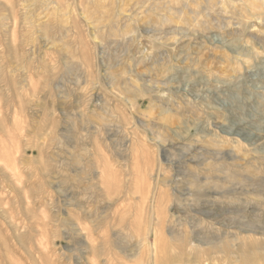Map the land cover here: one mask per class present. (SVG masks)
Masks as SVG:
<instances>
[{
	"label": "rangeland",
	"instance_id": "rangeland-1",
	"mask_svg": "<svg viewBox=\"0 0 264 264\" xmlns=\"http://www.w3.org/2000/svg\"><path fill=\"white\" fill-rule=\"evenodd\" d=\"M0 264H264V0H0Z\"/></svg>",
	"mask_w": 264,
	"mask_h": 264
},
{
	"label": "bare ground",
	"instance_id": "bare-ground-1",
	"mask_svg": "<svg viewBox=\"0 0 264 264\" xmlns=\"http://www.w3.org/2000/svg\"><path fill=\"white\" fill-rule=\"evenodd\" d=\"M95 13V12H94ZM255 13V12H254ZM260 22V21H259ZM263 28V27H262ZM147 55H149V54H147Z\"/></svg>",
	"mask_w": 264,
	"mask_h": 264
}]
</instances>
